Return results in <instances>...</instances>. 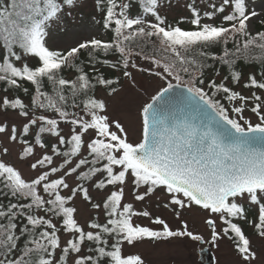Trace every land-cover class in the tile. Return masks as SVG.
Masks as SVG:
<instances>
[{
    "label": "snow or ice",
    "instance_id": "obj_1",
    "mask_svg": "<svg viewBox=\"0 0 264 264\" xmlns=\"http://www.w3.org/2000/svg\"><path fill=\"white\" fill-rule=\"evenodd\" d=\"M132 2L93 0L92 20L110 38L92 36L59 49L48 43L53 29L66 26L84 0H0V134L7 141L0 142V157L19 143L18 158L35 173L26 177L0 158V264H146L125 246L145 238L202 239L181 220L193 206L209 213L212 240L230 241L238 264L260 259L242 225L264 241V71L259 79L248 75V95L227 81L241 83L239 60L264 68V7L189 0L190 16L173 24L161 12L164 0H135L142 11L134 15ZM253 19L259 30H252ZM185 21L193 27L182 28ZM82 51L94 75L80 62ZM209 60L226 65L228 75L206 83L205 70L214 67ZM96 65L120 71L132 86V70L166 82L142 105L137 140L109 113L120 77H106ZM177 86L187 94L176 96ZM98 87L105 95L96 94ZM129 179L137 202L162 190L163 207L181 220L182 230L159 216L152 219L159 229L134 223L151 213L124 202ZM77 200L97 210L86 225ZM213 216L222 221L220 230Z\"/></svg>",
    "mask_w": 264,
    "mask_h": 264
},
{
    "label": "rangeland",
    "instance_id": "obj_2",
    "mask_svg": "<svg viewBox=\"0 0 264 264\" xmlns=\"http://www.w3.org/2000/svg\"><path fill=\"white\" fill-rule=\"evenodd\" d=\"M165 7L161 8V12L167 15L168 21H177L181 17H189L190 13L186 8V3L189 0H171V6H167V0H164ZM210 0H197V3L204 6ZM219 2V0H217ZM250 8H256L260 11L264 7V0H248ZM141 12V11H139ZM137 12L136 14H138ZM95 14L93 7V0H84V7L82 10H77L73 14V17L67 22L66 26L62 25L60 30L53 29L55 35L48 41L50 47L65 49L73 46L76 41L88 39L92 36L105 38V31L95 24L92 20V16ZM98 19V15H96ZM258 24L257 19L251 21V28L256 30ZM137 62L142 67H148V62L137 59ZM135 77V86H132L131 82L127 78L122 79L119 88V93L109 100V113L115 117L121 119L125 123L126 127L130 130V138L137 140L139 138V112L144 103L150 102L152 95H155L156 91L163 86H166V82L160 80L148 73H139L136 70H132ZM175 83V81H173ZM98 96L105 95L103 90L98 91ZM246 94H250V91H246ZM246 118H249L253 123L258 122L256 118L250 113H245ZM3 117L0 116V120ZM63 127V125H62ZM0 142L7 143L6 138L0 134ZM10 153L7 156L1 158L15 164L20 168L24 175H35L28 167L26 161H21L19 153L22 151L23 145L19 143L10 144ZM134 185L131 183V179L125 189L124 202L134 203V208L137 211L147 210L151 213V217H134L133 222L142 226L152 227L159 229L162 226L152 223V219L159 216L166 220L169 226L173 229H181V220L187 221L189 230L194 235L202 237L203 243L194 240L190 237H176L169 238L167 240H151L148 238L137 242L135 247L125 246L126 254H140L145 260L146 264H202L198 258L197 250L203 246H209L210 251L216 259V264H238V256L233 249V245L227 239H220L213 241L211 238V229L205 223V220L209 217L207 211L202 210L199 206H193L191 210H184L182 212L181 220H177L169 209L163 207V202L166 198L162 190H158L157 193L151 198H147L143 202H137L133 196ZM96 195L95 193H93ZM78 207V219L82 224L86 225L93 216L96 215L97 210L90 207L89 204L82 200H77ZM103 217L102 211L100 218ZM217 228L220 230L223 227L222 221L217 217ZM252 227L249 229L248 234L253 238V244L255 250L258 252L260 259L256 264H264V241L259 240L252 235ZM69 237L62 236V240H66Z\"/></svg>",
    "mask_w": 264,
    "mask_h": 264
},
{
    "label": "trees",
    "instance_id": "obj_3",
    "mask_svg": "<svg viewBox=\"0 0 264 264\" xmlns=\"http://www.w3.org/2000/svg\"><path fill=\"white\" fill-rule=\"evenodd\" d=\"M129 11H130V14L134 15L137 12L142 11V9L135 2V0H133V2L131 3V7H130ZM98 19H100L99 15H98ZM179 20L173 21V22L172 21H168V22L175 24ZM180 26L182 28H184V29H191L193 27L187 21H185L183 23H180ZM260 28H261V25L258 23L257 26H256V30H259ZM104 31H105V35H106V37L104 39L110 38L111 34L109 32H107L106 30H104ZM231 46L232 45H231V42H230L229 43V47H231ZM214 51H215V54L222 55V51L220 49L217 48V49H214ZM108 58L112 59V60H116V59H118V54H116L115 56H110ZM88 60H89V57L87 56V51H82L80 62L82 63L83 66H85V70L89 71L90 75H94V73H92V71H91V67L92 66L90 64H88ZM29 63L35 64L36 61L35 60H30ZM207 63L214 64V67L213 68H207L205 70L206 71V80H205L206 83H207V80L211 79V78H214V79L217 80V82H219L225 75H228V68H227L226 65H221L218 62L214 63L213 61H210V60ZM96 67L99 69L100 72H103L106 77L114 78L116 76H119L120 77V83H121V81L123 79V76H122V73L120 71H116V70L108 68L107 66H102V65H96ZM215 69H219L220 70V75L219 76H217L215 74ZM236 70H239L242 73L241 83L239 85L232 84L231 78H229L227 83L229 84V86L233 87L234 90L241 91L243 94L247 95L246 91H250V90L245 89L243 87V84L247 80L248 75L250 73H255V74H257V78L259 79V73L261 71H264V68H262L259 64L255 63V62L248 63V62H245L244 60H239V61H237V64H236ZM65 75L72 77L73 76V71L72 70H66L65 71ZM25 86H29L30 87V85H27V84ZM119 86H120V84L117 85V87H119ZM99 90H103L104 91V89L102 87H98L96 94L98 93ZM0 95H3V92H0ZM217 98H220V97L218 96ZM222 103H224L226 107H230L226 100H222ZM249 211L252 212V211H254V209H249ZM249 218L251 219L252 217L250 216ZM103 219H104V217L101 218V220H103ZM242 226L245 228V231L248 234L249 229L251 228V226H248V225H242ZM252 231H253V229H252Z\"/></svg>",
    "mask_w": 264,
    "mask_h": 264
},
{
    "label": "water",
    "instance_id": "obj_4",
    "mask_svg": "<svg viewBox=\"0 0 264 264\" xmlns=\"http://www.w3.org/2000/svg\"><path fill=\"white\" fill-rule=\"evenodd\" d=\"M186 94H187L186 88L177 86V88L175 89L176 96L186 95ZM198 254H199V261L202 264H215L214 256L211 254L209 247L199 249Z\"/></svg>",
    "mask_w": 264,
    "mask_h": 264
}]
</instances>
